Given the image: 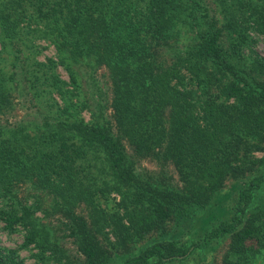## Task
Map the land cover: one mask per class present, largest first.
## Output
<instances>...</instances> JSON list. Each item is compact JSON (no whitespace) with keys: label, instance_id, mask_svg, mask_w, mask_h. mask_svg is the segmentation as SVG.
<instances>
[{"label":"trees","instance_id":"1","mask_svg":"<svg viewBox=\"0 0 264 264\" xmlns=\"http://www.w3.org/2000/svg\"><path fill=\"white\" fill-rule=\"evenodd\" d=\"M259 35L264 0H0V264L264 262Z\"/></svg>","mask_w":264,"mask_h":264},{"label":"rangeland","instance_id":"2","mask_svg":"<svg viewBox=\"0 0 264 264\" xmlns=\"http://www.w3.org/2000/svg\"><path fill=\"white\" fill-rule=\"evenodd\" d=\"M256 40L251 43L250 48L247 50V52L252 51L255 52V54L259 57H262L264 59V35H259L257 36V38H255ZM41 44L46 45L45 42L41 41ZM54 54V48L52 45H49L46 49H44L41 54L39 55L40 59H44L45 56H50ZM59 72L61 74V76L64 79H67V74L66 72L59 68ZM24 113V110H22L20 107H18V109H16L14 116L16 118L20 117L22 114ZM86 117H88V114L86 113ZM13 120V119H11ZM256 155L260 156L261 152H256ZM137 165H139V170L144 171L145 169L151 170L153 172H155L156 174H166V175H170L177 179L176 177V173L173 169V167L169 166L168 168H163L160 166V164L156 163L155 161L151 160V159H140L137 162ZM164 171V172H163ZM112 196H115L116 199H118L117 194L113 193ZM174 229V224L169 223L167 225V233L165 234L166 231H164L163 233H161V231H157L155 233H153L154 235L159 234V236L162 238L165 234L164 237L169 236L170 238H173L177 235H179L181 232L180 230H175L172 231ZM149 237V236H148ZM22 239H23V234L21 231H17V232H8L6 229L3 228V223L0 222V246L6 249L9 248H17L21 245L22 243ZM227 244V239H225L224 241L220 242L217 245L214 246H210L207 248L205 254L202 255H196L194 253L193 257H192V261L197 264L201 261V258L203 259H208L209 261H220L222 253L225 249V246ZM69 250L73 251V246H69ZM32 252H34V249H25V248H20L18 250L19 253V257L23 260L24 264H38L37 261L35 260V258L32 256ZM255 264H264V262L262 260H256V262H254Z\"/></svg>","mask_w":264,"mask_h":264}]
</instances>
